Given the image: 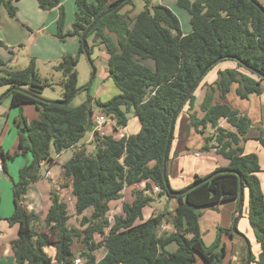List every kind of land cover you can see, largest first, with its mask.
Here are the masks:
<instances>
[{
    "label": "trees",
    "instance_id": "16d2710c",
    "mask_svg": "<svg viewBox=\"0 0 264 264\" xmlns=\"http://www.w3.org/2000/svg\"><path fill=\"white\" fill-rule=\"evenodd\" d=\"M16 1L19 0H0V7L13 18L17 15ZM37 1L44 11L58 9L57 38L63 42L76 38L81 46L78 54L62 56L56 67L63 75V100L72 98L68 105L41 99L44 89L52 84L40 76L34 57L23 70L0 68V88L21 89L11 92L12 106L33 105L38 111L37 119L28 121L21 114L16 122L20 131L15 153H4L0 146L3 167L19 155L31 157L14 184L15 210L6 219L10 226L18 227V236L11 242L15 263L75 264L78 253L73 246L80 240L83 248L79 257L83 264H195L198 259L205 264H224L226 247L221 238L223 234L234 235L232 226L220 228L215 242L208 246L198 210L232 201L238 204L242 181L241 218L247 200V219L261 248L257 258L252 255L251 262L264 264V192L258 176L264 167L257 153L245 152L244 142L250 139L252 127L250 119L226 103L235 84L236 94L242 99L264 92V4L260 0H176L177 7L189 15L191 30L184 34L179 17L166 5L154 4L152 0H143L144 9L134 17L122 12L134 0H76L75 21L68 32L61 0ZM114 7L98 21L87 39L93 37V44L89 45L91 57L96 47L105 50L110 75L120 93L107 101L89 97L72 107L78 90L77 67L84 54L82 36L101 14ZM227 61L237 63L238 68L218 72L217 80L207 86L199 108L202 115L198 116L197 89L210 71ZM206 69L196 89L187 96ZM217 93L220 103L215 102ZM94 106L110 119L113 132H95V149L89 152L86 145L79 143L89 132L90 120L95 126ZM132 109L141 129L137 134L121 136L120 131L129 125L128 112ZM176 113L167 178L176 135L183 143L192 130L204 134L212 129L214 145L207 144L203 151L215 149L229 162L226 168L206 177L195 176L189 187L197 186L177 196L169 194L164 178L169 132ZM223 121L227 128L222 127ZM254 139L264 147L263 130ZM71 149L72 157L63 164V178L71 182L76 215L82 217L81 225L86 227L69 226V205L52 191L44 229L39 230L40 215L26 207L23 199L29 185L43 177V164L54 161L52 150L60 155ZM142 183L145 187L134 191L132 202H123V214L111 222L112 202L124 197L126 187ZM157 188L159 193H155ZM170 189L173 190L171 186ZM163 196L177 202L173 218H168V212H161L145 220L144 209ZM87 211H91L90 217L84 216ZM163 225H171V229L160 234ZM171 244L177 246L173 252L167 250ZM101 247H105L106 253L98 260L96 251ZM48 248L55 249L54 257L49 255ZM244 248L242 264H246V244Z\"/></svg>",
    "mask_w": 264,
    "mask_h": 264
},
{
    "label": "crops",
    "instance_id": "0c3cea01",
    "mask_svg": "<svg viewBox=\"0 0 264 264\" xmlns=\"http://www.w3.org/2000/svg\"><path fill=\"white\" fill-rule=\"evenodd\" d=\"M71 1L72 2L74 1V8H72ZM88 1L94 2V0H88ZM22 2H24V0H20L18 4ZM61 2L64 5L65 10H66L65 31H68V30L71 31L70 25L74 23L75 14L77 11L76 0H61ZM68 2H71L70 8L74 10V19L73 21L70 20V22L67 19L68 18V13H67L68 4L67 3ZM29 3H30L29 5H31V7L33 8V11L37 14V16H39L38 14H40L41 10L39 8L38 1L29 0ZM153 3L166 5L173 12H174L173 8L177 6L175 0H159V2H156V3L153 2ZM144 6H145V3L143 1L140 6V10L138 11L137 2L136 3L134 2L133 5H127L126 7H124L122 12L130 13L131 17H134L144 9ZM49 17H50L49 19L50 28L49 29L52 28V32H53L52 34H55L54 33L56 30L55 22L58 18V9H54L50 11ZM189 32L183 31L184 34H188ZM61 44L63 46H57L56 54L54 55L55 56L54 58L57 62H59L62 56L66 54L74 55V54L79 53L81 44L78 39H71ZM91 44H93V37H92ZM226 63L227 64H225V66L223 67L220 66L223 63L218 64L212 70L213 72H215L212 79L207 80V77H205L204 81L201 83L200 87L197 89L195 93L197 97L195 110L198 112V116L202 115L200 113L199 108L204 99L207 86L213 84L217 80L218 72L221 70H225V69L238 68L237 63L235 62L227 61ZM149 66L153 67L151 63L149 64ZM239 70L242 73H247L244 69H239ZM236 85L237 84H235L232 87V91L227 96L228 97L227 102L233 109L238 110L240 114L250 119L252 123V127L248 135L250 139L247 142H244L245 152L246 153H253V152L257 153L260 158V162L262 166L264 167V147L257 140L254 139L257 136H259V134L261 133V130L264 131V92L262 95H251L249 96L248 100L241 99V101L238 102L237 101L238 99L235 98V96L231 95L233 92L236 94V89H237ZM262 89L264 91V83L262 84ZM7 96L9 97V101H10L8 110L3 111V109L0 108V114H3V115L7 114L5 115L6 116L5 123L0 128V133H1L0 146L3 149L4 153L9 152L10 154H13L18 150V144H19V131L20 130L17 127L16 122L19 120L21 114H23L28 119V121L37 119L38 111L33 105H25L22 108L14 107L11 104L10 94ZM243 101H247V104H244ZM215 102L216 103L222 102L220 95L218 93L216 94ZM10 114H19V115L12 117ZM99 116H102L100 112L97 116L94 117V122H96ZM129 119L130 120H129L128 127L120 131L121 136H124V135L129 136L131 134H137L141 129L140 122L138 118L134 116V114H131L129 116ZM110 122L111 121H109V123L106 122L100 128V130L98 131L100 135L109 134L113 132V127ZM222 127L224 128L228 127L225 121L222 122ZM90 133H91V137L88 139L87 144H83V145H86L88 148V151L92 152L95 149V145L93 144L95 133L94 132H90ZM213 137H214V131L212 129H207L204 134H199L195 132L194 130H192L190 132V135L187 137L186 140H184L183 143L181 142L180 136L178 134L176 135V139L174 140L172 144V148L170 152V161H169V166H168L169 183L173 190L182 191L192 184L195 176L206 177L210 175L211 173H213L214 171H216L217 169L226 168L228 166L229 164L228 160L218 155L215 149H211L210 151H203V147L206 146L207 144L210 147L214 145V141L211 139ZM73 151L74 150L71 149V150L63 152L60 155H57L58 158H63L62 159L63 161H57L58 158H54V161L52 163L43 164V177L38 182L29 185L28 193L23 199V204L26 207H28L30 210L36 211L38 214L46 210L48 212V209L51 205L50 194L52 191H56L60 195V189H58V184L64 179L63 178V164L66 163L72 157ZM19 156H22V155H19ZM19 156L15 157V159L12 161L15 163L16 158H18ZM23 157L24 158H23L22 163L20 162L18 166H16L15 168H13L10 165L9 161L5 163L6 167H3L4 171L0 172V192H2L3 185L8 183L9 186H11L12 185L11 183L14 184L15 176L17 174L15 173V170L16 171L21 170L25 165H27L31 161L30 155L23 156ZM0 162H3L1 158H0ZM12 168L14 169V172ZM258 176L260 178L262 189L264 192V172L260 173ZM144 187H145V183H142L137 186L126 187L123 192L124 197L119 201L120 202L122 201V204L123 202H129V203L132 202L134 199V191L143 189ZM13 188L14 186L9 188V190L12 189L11 191L12 197H11L10 203L8 202L9 204L8 212L5 215L4 211H0V216L2 218L0 222H4L5 228H6V230H0V259L5 258L4 256L6 255L5 252L7 251L6 250L7 244L9 248L12 250L11 242L15 240L16 238L10 237L11 236L10 234H12V236L13 235L15 236V234L18 233V227L10 226V224L6 221V219L10 217L15 210ZM69 188H71L72 190L71 185H69ZM127 198L129 199L127 200ZM119 201L112 202V204L119 202ZM2 205L3 204H2V199H1L0 208L2 207ZM43 206L45 207V209L43 208ZM237 206L238 204L232 201V202H227V203L218 205L213 208L209 207L208 209H205L204 210L205 212L203 213V215L201 214V217H200V226H201L202 234H203L204 229L205 231L207 230L209 231L210 228H213L214 230H218L220 228L229 229L233 225V218L236 213ZM153 213L154 211L152 212V214ZM241 215L238 220V224L241 219ZM205 219L206 221L210 222L211 226L206 225L204 228L203 221H205ZM213 219H214V222H213ZM162 227L163 228L161 231L171 229V225H163ZM161 231L159 232L160 234L163 233ZM241 233L245 234L243 230L241 231ZM5 235H9L8 239L4 237ZM224 235L225 237L226 236L230 237L228 234H224ZM230 238H232V236ZM4 240H7V243L4 242ZM242 243L243 245L245 244V241L243 239H242ZM176 248H177L176 245L171 244L167 247V250L169 252H173L176 250ZM12 259H13L12 261L15 262L14 255ZM225 260L226 259H224V263H225ZM238 262L239 260L236 261V263ZM0 264H2L1 260H0ZM226 264H232V262L227 261Z\"/></svg>",
    "mask_w": 264,
    "mask_h": 264
},
{
    "label": "rangeland",
    "instance_id": "374dc122",
    "mask_svg": "<svg viewBox=\"0 0 264 264\" xmlns=\"http://www.w3.org/2000/svg\"><path fill=\"white\" fill-rule=\"evenodd\" d=\"M20 1V0H19ZM19 1L15 2V5L17 7V15L16 17H10L7 10L4 7H0V41L4 44L3 46H0V68H4L10 71H17V70H23L28 67L30 60L32 57L36 59V65L37 69L39 71L40 76L43 79H47L52 86L47 87L44 89L41 98L46 101H59L62 100L63 97V75L62 72L56 69L59 62L55 60V54H56V47L57 46H63L61 43L63 41L59 40L56 36L57 34V20L55 22L56 24V30L55 34H52V28H50V22H49V14L50 11H44L40 7V14L37 16V14L33 11V8L31 5H29V0H24V2L19 3ZM153 2H159V0H152ZM264 4V0H260ZM72 2V1H71ZM71 2H68V21H73L74 19V10L71 9L70 5ZM134 2H137L138 5V11L140 10V6L142 4V0H134ZM176 2V0H175ZM39 5V4H38ZM72 8H74V1L72 2ZM174 12L178 15L181 25H182V31L189 32L190 31V21H189V15L185 10L177 8L175 6L173 8ZM59 16V11H58ZM58 19V18H57ZM72 25H70V28L72 30ZM69 31V30H68ZM66 31V32H68ZM76 39V38H74ZM71 40V39H68ZM67 40V41H68ZM88 44L90 45L92 42V36H90L88 39ZM60 42V43H59ZM61 60V59H60ZM59 60V61H60ZM92 64H90L87 56L85 54H82L80 56L79 64H78V72H79V80H78V90L79 92L74 97L71 106L77 107L84 103L89 97L93 98L94 100L99 101H107L111 99L112 97L118 95L120 91L115 86L113 79L110 75L109 69H108V62H107V55L103 48L96 47L94 50V53L91 57ZM1 63H4L5 65H1ZM227 64L226 62L220 66H225ZM93 68L95 69L96 73L93 78ZM215 72H209L207 77V80L212 79ZM237 88V85H236ZM7 94V88H0V98H2L0 101V108L4 110H8L10 101ZM237 98L238 102L241 101L242 98H239L234 92L231 94ZM242 100H248L242 99ZM228 97L226 98V103L228 104ZM244 104H247V101H243ZM98 108L94 106V117L99 114ZM131 114H134L133 109L128 112V116ZM7 115V114H5ZM5 115L0 114V128L5 123ZM12 117L18 116L19 114H10ZM107 121L109 123L110 119L107 118ZM91 137V133L88 132V134L81 140L79 145L87 144L88 139ZM201 149V148H200ZM52 154L54 158H58L55 151L52 150ZM23 156H19L16 158L15 163L13 161H9L10 165L15 168L18 166V164L23 161ZM63 158H58L57 161H63ZM31 160V159H30ZM8 162V161H7ZM12 168L13 172L14 169ZM61 169V167H60ZM19 172L20 170L16 171L15 173V183L19 180ZM58 172V171H57ZM11 183V182H10ZM12 184V185H11ZM5 184L2 186V192L1 199H2V207L0 208V211H4L5 215L8 212L9 204L11 200V190H9L10 187H13L14 184L11 183ZM69 185H71L70 181H67L63 179L58 184V189H60V195L61 198L69 205V212H70V221L69 226L72 228L77 229H84L81 225V218L76 215V209H75V202L76 199L74 198L72 194L71 188H69ZM129 198H127L128 200ZM45 209V207L43 206ZM177 208V202L175 200H169L167 196H163L160 200H156L153 202L150 206L146 207L143 211L144 219H148L152 212L153 214H158L161 212H168V218L172 219L173 216L176 213ZM209 207L201 208L198 210L200 214L203 215L205 212V209H208ZM91 211H87L84 216L90 217ZM47 210L44 212H40L39 215L41 217L40 224L38 225L39 230L44 229V218L46 217ZM123 209H122V201L113 203L111 205V211L109 213L110 221L113 222L116 216L122 215ZM248 208H247V200L244 208V215L240 219L239 224H237L238 231L241 232L244 231V235L249 240L250 246H251V252L254 257H258L261 248L260 245L256 242L253 230L251 229L248 219ZM204 218V216H203ZM214 222V219H213ZM212 223V222H211ZM206 225H210V222L203 221V226L205 228ZM208 229V228H207ZM206 229V230H207ZM242 229V230H241ZM245 229V230H244ZM0 230H6L5 223L0 222ZM162 229L159 230V232ZM218 230H214L213 228H210L208 231H203V239L206 245L211 246L215 240H216V234L218 233ZM163 232V231H161ZM243 234V233H242ZM12 238H17L18 233L15 234V236L10 234ZM9 235H5L4 237L8 239ZM231 237V235H229ZM225 237V235H222V241L223 244L226 247V259L225 263L227 261H231L232 264H242V259L245 256V248L242 243V239L239 236L233 235L232 238ZM101 239L98 238V241ZM4 242L7 243V240H4ZM176 245V244H174ZM74 251L77 252V259L81 260V263L83 264V259L79 257V252L82 250V243L80 240H76L74 246ZM6 255L4 256V259H0L2 261V264H16L13 262V252L9 248L8 244L6 247ZM47 252L52 257L55 256V249L54 248H48ZM106 249L105 247H101L96 251V257L98 260L102 259L105 256ZM76 259V260H77ZM236 263V261H238ZM54 264H57L54 262ZM76 264V261H75ZM195 264H205L202 259H198ZM251 264H256L255 262H251Z\"/></svg>",
    "mask_w": 264,
    "mask_h": 264
},
{
    "label": "water",
    "instance_id": "95a60500",
    "mask_svg": "<svg viewBox=\"0 0 264 264\" xmlns=\"http://www.w3.org/2000/svg\"><path fill=\"white\" fill-rule=\"evenodd\" d=\"M115 9L112 8L108 11H106L105 13L101 14L97 19L96 21L94 22V24L92 25V27L90 28V30H88L86 33L83 34L82 36V45H83V52L84 54L87 56L90 64H92V60H91V55L89 53V44H88V41H87V35L89 34V32L95 27V25L98 23V21L100 19H102L104 16H106L107 14L111 13L113 10ZM264 11V9H262ZM93 65V64H92ZM208 69H206L200 76L199 78L197 79V81L195 82V84L192 86L191 90L188 92L187 96H189L195 89L196 87L198 86L199 82L203 79V77L205 76V74L207 73ZM95 69L93 68V78L95 76ZM14 90H21L19 88H11L10 90L7 91V94L6 95H9L11 94L12 91ZM79 92V90H77V93ZM2 98H0L1 100ZM42 99V98H41ZM72 98L70 99H67V100H59V101H49L51 103H56V104H62V105H68L70 102H71ZM46 101V100H45ZM185 101V100H184ZM184 101L181 103L180 107L178 108V111L181 110L183 104H184ZM176 117H177V113L174 115L173 117V120H172V123H171V127H170V132H169V138H168V143H167V149H166V154H165V160H164V178H165V185H166V188L169 192V194H173V195H182V194H185L187 191H189L190 189L194 188L197 186L196 185H193L191 187H189L187 190L185 191H173L170 189V185H169V182H168V178H167V161H168V156H169V150H170V145H171V139L173 137V134H174V129H175V123H176ZM90 129H89V132H94L95 133V126L93 125L92 123V120H90ZM21 132L24 133L25 132V129L22 128L21 129ZM45 174V172H44ZM238 176L240 177V175L238 174ZM241 179V177H240ZM205 180L199 182V184L203 183ZM243 206H244V188H243V183L242 181L240 182V196H239V201H238V206H237V210H236V213L234 215V218H233V225H232V233L233 234H236L237 236L241 237L245 243H246V247H247V258H246V264H251V257H252V252H251V246H250V243H249V240L247 239V237L242 234L241 232L238 231V228H237V224H238V220L240 218V215L242 214V210H243Z\"/></svg>",
    "mask_w": 264,
    "mask_h": 264
},
{
    "label": "built area",
    "instance_id": "2783aa9c",
    "mask_svg": "<svg viewBox=\"0 0 264 264\" xmlns=\"http://www.w3.org/2000/svg\"><path fill=\"white\" fill-rule=\"evenodd\" d=\"M106 122H108L107 121V119H106V117L105 116H99L98 118H97V120H96V122H95V132H98L99 130H100V128L106 123ZM4 171V168H3V164H2V162H0V172H3ZM160 192V190H159V188H157V189H155V193H159ZM163 227H161V229H162ZM76 264H82L81 263V260L80 259H77L76 260Z\"/></svg>",
    "mask_w": 264,
    "mask_h": 264
},
{
    "label": "flooded vegetation",
    "instance_id": "af4514ba",
    "mask_svg": "<svg viewBox=\"0 0 264 264\" xmlns=\"http://www.w3.org/2000/svg\"><path fill=\"white\" fill-rule=\"evenodd\" d=\"M234 235H236V234H234ZM237 236V235H236ZM241 238V237H240ZM246 244V243H245Z\"/></svg>",
    "mask_w": 264,
    "mask_h": 264
}]
</instances>
